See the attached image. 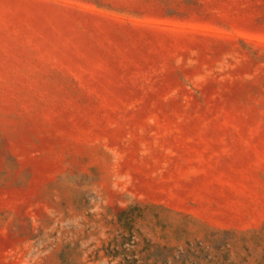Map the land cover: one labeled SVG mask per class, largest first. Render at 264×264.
Wrapping results in <instances>:
<instances>
[{"label":"rangeland","instance_id":"obj_1","mask_svg":"<svg viewBox=\"0 0 264 264\" xmlns=\"http://www.w3.org/2000/svg\"><path fill=\"white\" fill-rule=\"evenodd\" d=\"M0 264H264V0H0Z\"/></svg>","mask_w":264,"mask_h":264}]
</instances>
